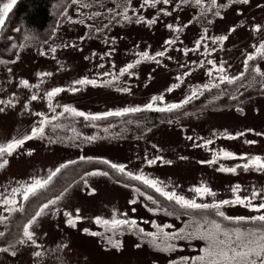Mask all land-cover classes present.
<instances>
[{
	"label": "rangeland",
	"instance_id": "374dc122",
	"mask_svg": "<svg viewBox=\"0 0 264 264\" xmlns=\"http://www.w3.org/2000/svg\"><path fill=\"white\" fill-rule=\"evenodd\" d=\"M95 1L72 0L62 6L55 25L46 34H27L21 40L7 41L11 56L0 55V61H3L0 62V101L11 103L0 104L3 109L0 111V142L13 136L20 138L29 132L39 119L33 113L42 111L48 116L53 114L45 98L52 87L64 89L52 98L57 113L63 111L64 104L86 113L142 106L152 96L161 94L167 103L178 102L190 92L191 87L217 82L208 76L209 68L213 67L207 63L208 60H213L216 65L222 64L227 75H238L243 70L245 55L253 51L252 45L264 39V28L255 32L252 30L254 24L264 25V0H249L247 4L239 0L234 3L217 0V4L225 5L221 8L210 7L211 0H202V6H197L194 0H169L168 4L158 0L154 7L145 5L143 0H130L128 20L116 15V12L123 11L117 7L122 0L98 4ZM7 2L0 0V4ZM215 11H219L220 15H213ZM140 17L143 20L136 23ZM148 20H154V23L148 24ZM168 25L173 28L170 29ZM229 28L235 30L229 32ZM13 31H18V28ZM216 35H226L227 39L218 44L205 39L199 48L193 50L197 39ZM12 37L13 34H10L8 40ZM165 40H175V43L165 45ZM205 47L208 48L207 53ZM165 48L164 57L153 60L141 57L138 64L134 63L140 52L148 51L155 56L157 51ZM185 48L189 49L187 54L183 51ZM156 60L160 63L157 64ZM128 63H133L130 71L134 74L121 75L119 69ZM259 67L264 70V61ZM38 72L51 75L38 77ZM185 72L189 75L184 76ZM177 76L180 77L179 81ZM218 76L214 71L213 77ZM83 77L95 79L96 85L73 84V81ZM22 79H27L31 87L21 86L19 82ZM173 83H177L178 87L167 92L166 89ZM72 86L79 90L69 91ZM120 88H128L129 91H119ZM211 88L203 90L196 99L186 104L204 101L198 103V107L187 108L183 105L171 112L142 110L97 121H85L83 117L65 114L46 125L42 138L26 141L11 157H5L9 163L0 168V194H9L16 181L46 176L49 170L68 160L76 163L62 169L57 178L68 169H76L65 181L54 182L52 188L49 186L28 201H22L17 196L24 207L36 201L37 208L38 204L68 188L61 200L50 206L32 226L40 247L25 244L9 248L7 252L0 251V264H169L170 261L180 264L182 256L201 254L199 249L205 243L198 238L173 240L171 243L176 247L172 251L162 252L156 247L151 248L147 238L142 240L135 230L125 228L111 231L95 224V216L111 218L114 209L136 219L138 226L146 231H155L151 221L171 225L165 231L176 232L180 228H187L186 221L191 223L194 219L211 217L196 215L192 211L179 212L178 208L175 215H168L167 211L174 207L169 209L171 206L164 203L153 205L144 196L136 194L131 185L125 187L126 182L120 179L118 183V179L111 174L84 177L85 171L107 170L91 168L92 160L81 161L79 157L123 163L126 170L144 172L150 178L162 181L167 190L175 188L188 198L194 195L190 189L200 184L216 194L215 197L205 196L202 201L197 197V202L231 199V187L235 185L240 186L238 194L241 196H250L253 189L259 193L264 189V172L245 171L242 167H237L235 173L218 171L221 166L236 167L245 160L218 155L212 164L201 161L212 160V152L218 153L220 149L234 152L237 157L240 154L264 156V135H257L264 133V93L221 106L210 98ZM33 94L38 97L35 101L29 99ZM25 103L28 104L27 110L24 109ZM224 133L234 138L228 139L222 135ZM236 133L243 135L237 136ZM87 137L95 139L89 141ZM204 140H212V143L198 146L203 145ZM248 140L256 143L248 144ZM155 157L162 160L152 165L145 162ZM141 191L147 193L144 189ZM131 200H135V203H129ZM252 202L258 203L259 196ZM149 207L161 210L153 213L148 211ZM36 208H25L24 215H21V211L14 213L9 220L0 223V231H9L10 237L17 238L21 234L22 224L34 214ZM76 209H79L81 219L76 220V226L72 227L65 222L67 217L64 212H71L74 217ZM224 213L228 216L257 214L235 204H228ZM16 218H20L21 224L11 231ZM85 228L89 229L88 233L83 231ZM91 232L101 235L92 236ZM109 238L120 241L119 250L106 242ZM9 241L0 244V249L8 247ZM33 252H40L41 255L33 256Z\"/></svg>",
	"mask_w": 264,
	"mask_h": 264
},
{
	"label": "snow or ice",
	"instance_id": "6c2138e0",
	"mask_svg": "<svg viewBox=\"0 0 264 264\" xmlns=\"http://www.w3.org/2000/svg\"><path fill=\"white\" fill-rule=\"evenodd\" d=\"M16 0H8L7 3L0 4V27L4 26L6 23V16L8 12L12 9ZM98 2V0H97ZM187 2V0H184ZM197 6H202V0H194ZM229 3H234L235 0H228ZM242 4H247L249 0H239ZM145 5L156 6L158 0H143ZM164 4H168L169 0H163ZM87 7H91V5H84ZM117 7L122 8V12H116V15L122 18L123 20H128L129 16L127 15L129 11V0H123V3L117 5ZM210 7L221 8L225 7L224 4H217V0H211ZM109 11H113V9H109ZM160 11H164L163 8ZM167 14V13H165ZM96 15H100V13H96ZM213 15L219 16L220 12L215 11ZM143 17H140L136 20V23H141ZM83 23V21H80ZM148 24L154 23V20H148ZM191 23V21H189ZM170 29L173 28L172 25H168ZM264 28V25L254 24L252 25V30L259 31ZM179 31V29H176ZM234 28H229L228 31H234ZM99 31V29H97ZM80 39H84V37H80ZM205 39H210L213 44L222 43L227 39L226 35H216L211 37H201L195 41V48H199L201 43ZM165 45H172L175 43V40H165ZM253 51L248 52L245 55L243 60V70L238 73V75L229 76L226 74L225 67L221 65H216L213 60H208L207 63L212 65V68L208 70V76L210 78L216 79V83H204L199 86H193L190 88V92L185 94L183 99L178 102L167 103L165 101V97L163 94L152 96L149 101L142 106H134V107H122L116 110H109L105 112H97V113H86L83 111H78L76 108L71 107L70 105L64 104L62 106L63 111L57 113L55 107L52 103V98L55 97L58 93L64 91L61 87H52L49 91L46 92L45 98L48 101V109L53 113L51 116L46 115L42 111H37L33 113L34 116L39 119L35 122V124L31 127L30 131L17 138L15 136L6 139L3 142H0V168H4L8 163V159L5 157H11L18 149L21 148L22 145L28 140H31L36 137H43L45 134L46 125L50 124L52 121H56L58 117H62L65 114L74 116V117H83L85 121H97L104 119L109 116H123L129 113H138L142 110H156V111H168L171 112L174 109H179L183 105L188 104L191 100L197 98L198 94H202L203 90H207L211 87H219V82H227L228 84H232L233 82L244 78L245 73H249V78L252 81L260 83V86L264 88V71L261 70L260 67H252L250 62H255L257 58L264 60V39H261L258 44L252 45ZM215 51V49H212ZM52 51H55L54 49ZM167 48L163 51H157L155 56L149 54L148 51H143L137 54L138 58L134 63L138 64L140 62L139 58H143L145 60H153L155 57H164ZM185 54L189 51V49H183ZM204 51L207 53L208 48L205 47ZM44 53H41L43 55ZM171 58V57H169ZM88 59V57H85ZM3 62V61H0ZM156 63L159 64L160 61L156 60ZM133 63H128L125 66L119 69V73L121 75L127 73L129 76L134 73L130 71L133 69ZM218 73V77H213V72ZM39 76L51 75V73H43L38 72L36 74ZM107 75V73H105ZM184 76L189 75L188 72L183 74ZM259 76L262 78L260 81H256V77ZM177 80H180V77L177 76ZM97 81L95 79H88L87 77H83L81 79H77L73 81L74 85H86L90 84L95 86ZM19 84L24 88L31 87L29 81L27 79L20 80ZM178 87L177 83H173L170 87L166 89L167 92H171L174 88ZM71 92H77L79 89L75 86H72L68 89ZM119 91L128 92V88H120ZM37 95L33 94L30 96L31 101L37 100ZM216 97H214L215 99ZM234 98V97H233ZM7 103L10 104L11 101H0V104ZM162 105V107L158 106ZM28 104H24V109L27 110ZM0 111H3L0 108ZM55 127V125H53ZM251 131V129H248ZM228 139H233L234 136L231 134L224 133ZM237 136H242L243 133H236ZM257 135H264V133H257ZM87 140L91 141L95 139V137H87ZM191 139V137H188ZM212 143V140H204L203 145L198 146H207ZM248 144L256 143L254 140L246 141ZM31 155V151L28 153ZM218 155H222L225 158H238L240 160H245L246 162L237 165L236 167H223L221 166L218 171L220 172H228L235 173L237 171V167H242L245 171L250 169L264 172V156L261 155H248V154H240L237 157L236 153L226 151L224 149H220L217 153L216 151L212 152L213 159L201 161V163L212 164ZM81 161L92 160L93 157H79ZM99 159V162L107 165L108 168L115 173H119L121 177L126 178L128 182L136 181L140 184L144 185L148 189H152L155 193L159 194V197H162L164 201L169 202V204L173 203L178 205L180 209L185 210H201L206 213H214L217 217H222L228 221H236V222H257V225L252 228L244 229L241 227H236L232 229L224 228L220 223L215 219H208L206 217H202L200 219H194L191 223L185 222L187 228H180L176 232L165 231L167 228H171V225L168 224H157L155 221H151V224L155 231H146L144 228L139 227L136 219L129 218L126 213L121 214L118 213L115 209L112 212L111 218H103L101 216H95L93 218L95 224L105 228L106 230L115 231L117 229H129L135 230L140 238L143 240L147 238L148 243L152 246L158 248L162 252L172 251L176 245L171 243L173 240L179 239H187L191 240L193 238H198L201 241H204L205 246L199 249L201 254L195 256H182L180 257V264H264V189H261L260 192L256 189L251 191L250 196H241L238 193L240 192V186L235 185L231 187L232 198L231 199H213L212 202H197V197L201 198V201L205 196L215 197V192H213L209 187L204 184H200L199 186H194L190 189V191L194 194L192 198H188L183 194H180L173 188L172 190H167V186L163 185V182L150 178L144 172H133L126 170V165L123 163H114L108 159ZM157 160H162L161 157H155L154 159H147L145 162L148 165L155 164ZM76 161L68 160L64 163H60L54 169L49 170L46 176H32L28 180L25 181H16L15 187L11 188L9 194H0V207H2L3 211L0 212V223H4L9 220V218L18 211H24V204L18 201L17 196L20 197L22 201H28L30 197H34L37 195L40 189L47 188L52 182L53 178L61 172L62 169H65L68 165L75 164ZM166 163H171L167 161ZM90 175H101V176H109V171H100L98 169L93 170L92 172L85 171L84 177ZM117 182H121L119 179ZM124 183L125 187H129L130 183ZM87 183V181H85ZM69 185L68 187H70ZM136 194L144 196L147 201H151L153 205H158L160 201L155 199L153 195H148L145 192H142L139 187L135 185H131ZM68 188L66 187L59 195L54 196L52 199H47L46 202L38 204L34 214L30 215V218H27V221L22 224L21 234L14 238L12 241H9L8 247L0 249V251L7 252L9 248H14L16 245H25L31 244L37 248L40 245L37 244V240L35 239V231L33 230V225L36 224L38 218L46 213L47 210L50 209V206H54L58 201L64 196L65 192H67ZM94 192L95 189H92ZM259 196V202L253 203V200H256ZM129 203H135V200L129 201ZM235 204L242 205L248 208L250 211L255 212V215L249 216H226L223 211H221V206ZM158 207H149V212H157ZM54 211V209H53ZM76 215L73 217L71 212L65 211L64 216L67 217L65 221L68 225L75 227V221L81 219L79 216V209H76ZM135 211V209H133ZM4 213H7L5 215ZM168 215H175L176 209L173 208L171 211H167ZM147 223V222H146ZM84 232L88 233L89 229H83ZM90 235L98 236L101 235L99 232H91ZM0 237H5V232L0 231ZM113 244V247L116 250H119L121 245L119 240L112 241L111 238L108 241ZM139 247V245H137ZM33 256H40V252H33ZM15 255V252H13ZM169 264H176V261H170Z\"/></svg>",
	"mask_w": 264,
	"mask_h": 264
},
{
	"label": "trees",
	"instance_id": "16d2710c",
	"mask_svg": "<svg viewBox=\"0 0 264 264\" xmlns=\"http://www.w3.org/2000/svg\"><path fill=\"white\" fill-rule=\"evenodd\" d=\"M72 0H17L15 4L13 5L12 9L8 12L6 16V23L4 26L1 27L0 31V55L3 56H11L8 48L7 41L8 42H13L15 40L20 39L21 37L25 38L27 34H35L37 36H41L46 34V32L50 31L52 26L55 25L56 23V18L58 12L62 9V6L67 5L70 3ZM94 0H91L93 2ZM111 0H97L95 1V4L98 3H106ZM130 1V0H129ZM123 3V0H122ZM203 23V22H201ZM18 28V31H13L14 28ZM13 34L12 39H9V35ZM260 58H257L256 61L250 62V65L252 67H259L260 64L262 63ZM264 71V70H262ZM262 78L259 76L256 77V81H260ZM257 93H264V88L260 86V83L252 81L249 78V73H245V77L241 78L232 84H228L227 82H223L219 84V87H212L210 91V98H215V101L219 103L221 106H226V105H231L235 104L237 102H240L244 100L247 97L252 96L253 94ZM234 97V98H233ZM204 103V101L200 100L198 103ZM197 103V104H198ZM196 101L192 102L189 105H186L187 108H191L193 106L198 107L199 104L197 105ZM205 104L201 106V108L204 107ZM177 111V110H175ZM179 112V110L177 111ZM156 113L157 112H153ZM106 119V118H104ZM102 119V120H104ZM92 167L91 168H103L104 170L109 171V174L113 176L115 179H120L124 182H128L126 178L121 177L119 173H115L114 171L110 170L107 165H104L99 162V159L94 158L92 159ZM90 167H87V169H91ZM76 168L68 169L67 171H64L58 178L57 176L59 173L53 178L52 182L50 183V187L54 184V182H63L65 181L71 174H73ZM86 169V170H87ZM57 180V181H55ZM130 185H137L141 189H144L149 195H153L155 199L160 201V203H164L166 205H170V208H175V209H180L178 205H175L174 202L169 204V202L164 201L162 197H159L158 193H155L154 190L146 188L144 185L140 184L139 182L136 181H131L128 182ZM48 186V187H49ZM47 187V188H48ZM45 189H40L37 193V195L45 191ZM52 188V187H51ZM36 195V196H37ZM34 196V197H36ZM36 201H33L31 203H27L26 209L27 208H36ZM227 205L221 206V211L224 212V209H226ZM35 210V209H34ZM185 210L180 209L179 212H184ZM192 211L196 213V215L201 214V215H209L211 218L210 219H215L217 220L218 223H220L224 228H236V227H241L244 229L252 228L257 225V222H250V221H244V222H236V221H228L223 219L222 217H217L215 216L214 213H206L201 210H187V212ZM32 212V211H31ZM34 212V211H33ZM178 212V211H177ZM24 211H22L21 215H24ZM190 213V212H189ZM14 214V213H13ZM226 215V214H225ZM228 216V215H226ZM21 224L20 218H16L15 222L13 223V227L11 231L14 229H17ZM9 231L5 233V237H0V244H3L5 242H8L10 239L13 237H10ZM15 238V237H14ZM13 240V239H12ZM155 248V247H151Z\"/></svg>",
	"mask_w": 264,
	"mask_h": 264
}]
</instances>
